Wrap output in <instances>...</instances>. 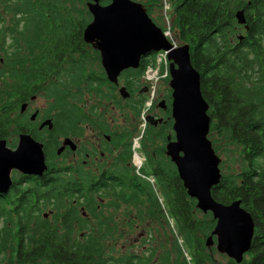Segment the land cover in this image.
Returning <instances> with one entry per match:
<instances>
[{"label": "trees", "instance_id": "obj_1", "mask_svg": "<svg viewBox=\"0 0 264 264\" xmlns=\"http://www.w3.org/2000/svg\"><path fill=\"white\" fill-rule=\"evenodd\" d=\"M140 2L162 27L152 17L153 11H161V0ZM168 2L172 39L189 45L191 63L200 74L201 93L209 104L208 138L213 146L220 139L239 147L242 167L222 173L211 194L224 204L239 199L252 216L254 232L242 261L227 258L225 264H264V0ZM85 3L0 0V138L11 130L14 134L30 132L42 140L19 112L21 102L37 91L50 99V133L75 134L78 98L85 88L98 91L97 86L107 81L103 73L90 67L99 58L83 39V29L91 20ZM240 9L244 24L236 19ZM88 72L95 78L85 77ZM168 80L169 76L166 83ZM144 101L131 104L136 119ZM164 120L157 127L145 123L139 141L145 162L139 174L131 162L132 142L126 146L128 197L115 183L106 196L95 195L91 181L72 178L82 174L79 169L72 171L61 162H48L41 176L13 175L9 191L0 194V264H146L151 252L145 257L132 252L116 256L117 249L108 238L120 231L118 222L102 206L114 210L124 204L136 206V214L124 217L125 224L133 227V220L146 218L143 210L152 208L150 203L155 206L151 216L158 213L165 223L171 219L188 251L189 262L175 264H213L205 239L215 219L196 207V200L187 194L175 165L165 155L167 136L173 138L174 133L172 118ZM151 144L154 155L146 150ZM56 145L45 142L44 147L54 152ZM120 170L126 167L121 165ZM99 197L105 198L101 207H97ZM45 210L50 211V218ZM167 256L164 253L160 262L169 264Z\"/></svg>", "mask_w": 264, "mask_h": 264}, {"label": "water", "instance_id": "obj_2", "mask_svg": "<svg viewBox=\"0 0 264 264\" xmlns=\"http://www.w3.org/2000/svg\"><path fill=\"white\" fill-rule=\"evenodd\" d=\"M91 20L83 29V39L99 51L101 65L108 80L117 83L119 73L128 67H136L141 57L166 50L169 59L171 90L170 117L174 133L167 136L165 153L175 165L187 194L196 200V207L210 212L215 219L205 246L213 244L217 251L239 263L250 249L254 222L239 199L224 204L215 200L211 189L221 177V158L208 138L211 118L209 104L200 87V74L191 63L189 45L174 43L166 37L147 13L146 7L136 0H86ZM237 22L245 23L243 10L236 12ZM245 28H247L245 26ZM122 97L128 92L119 89ZM26 103H22L20 111ZM52 128L50 119L40 127ZM75 148L70 138L63 145ZM47 169L43 143L31 134L21 132L15 147H10L5 138H0V194L9 191L12 171L26 175L41 176ZM46 215V214H45Z\"/></svg>", "mask_w": 264, "mask_h": 264}, {"label": "flooded vegetation", "instance_id": "obj_3", "mask_svg": "<svg viewBox=\"0 0 264 264\" xmlns=\"http://www.w3.org/2000/svg\"><path fill=\"white\" fill-rule=\"evenodd\" d=\"M89 47L94 56L97 51L99 58V61L96 62L94 67L95 72L99 70V73H103L107 81L102 83L101 89L99 88L100 90L98 91L92 87L89 89L85 88L84 98L88 100V103L92 104L79 103L83 98L82 96L78 98L79 109L77 111L75 134L64 135L56 132L51 134L52 128L49 129L47 125L40 127L41 123L47 119L51 120L53 126V117L52 112H41L38 108H34L32 112L29 113L31 110L30 104L37 95L36 93H31L27 96V100L21 102V104L26 103V106L23 110H19V112L25 117V122L31 128L37 129L39 132L38 136L42 140L35 138L30 132L20 131L19 133H29L36 140L43 143L46 165H48V162H53L55 164L61 162L63 165L70 166L72 171L79 169L78 172L82 174L72 175V178L91 181L90 188L95 190V195L101 194L106 196L110 184L115 183L117 186L123 188L126 192V197H128L130 189L128 179L130 176L127 170L130 168V161L126 146H128L129 142V122L136 120L134 116L135 112L133 113L134 109L132 110L130 107L132 103L133 105L138 104L141 99H145V105L148 98L147 93L150 83L145 77V72L147 70L145 60L147 56L141 57L136 67L123 69L118 75L117 83H112L108 80L101 65L99 51L94 49L90 44ZM84 75L90 78V75H92L93 79L95 78L93 72H88ZM93 84H95V82ZM121 87L126 88L128 92L126 97L120 95L119 89ZM153 96L150 104L142 115V119L148 125L157 127L165 121V118L170 117L171 90H167L164 97H160L158 93L155 98ZM158 97L162 100L159 101ZM153 99H155L157 103H155ZM99 101H103V105L109 108L111 112L110 115L108 113L104 114V107H100L101 104H99ZM100 111L102 115L99 113ZM103 114L105 115V119L103 118ZM121 115L123 116L121 118V124L120 126H116V118H119ZM126 125H128L127 128ZM65 138H70L74 142L75 148L72 149L70 145H65L64 148L58 152ZM45 142H57L54 152L52 150L49 152V149L44 147ZM123 145L125 146L123 147ZM150 154L154 155V151H151ZM121 165L126 167V170L123 172L120 170ZM12 172L17 175H26L17 171ZM88 187L89 184H86L85 188ZM99 198L97 207H101L100 205L105 203L104 197ZM87 202L88 201L85 200L84 203L86 204ZM151 206H153L152 203H150V207ZM103 208L104 206H102V211H104ZM111 209L118 212L120 207H117L115 210L111 207Z\"/></svg>", "mask_w": 264, "mask_h": 264}, {"label": "rangeland", "instance_id": "obj_4", "mask_svg": "<svg viewBox=\"0 0 264 264\" xmlns=\"http://www.w3.org/2000/svg\"><path fill=\"white\" fill-rule=\"evenodd\" d=\"M138 2L144 1V0H136ZM162 8L160 10H155L152 13V17L156 19L158 23L162 25L159 26L160 28H166V27H172L171 22V16L169 14V2L168 0H161ZM162 14V19H160L159 14ZM151 17V16H150ZM172 32V31H171ZM169 32L168 36H172V33ZM167 37V36H166ZM88 50H90L89 47H87ZM156 54L158 52H155ZM1 56V54H0ZM96 62H92L90 65L91 68L95 67ZM99 73V70L97 71ZM166 77H163L162 79H159L155 84V92H154V98L156 97L157 93L160 94V97H164L165 92L167 90H170L168 86V81L166 83L165 81ZM101 85H98L97 87H101ZM101 89V88H100ZM150 90H151V84L148 89L147 96H150ZM36 96L33 98L31 104H30V112L34 108H38L41 112H52L49 109L50 106V99L44 96V93L41 91L36 92ZM159 98V101L162 99ZM82 100L79 103L82 104H92L88 103V100L84 98V92L82 94ZM155 103L157 101L153 99ZM78 102V100H77ZM99 104L103 105V101H99ZM100 107H104V114L108 113L110 115V110L107 106L103 105ZM102 115V112H99ZM114 113V112H113ZM103 114V118L105 119V115ZM123 116L121 115L119 118H116V126H120L121 124V118ZM129 141H131V145L134 144V142H137L138 149L140 150V139L141 134L144 131L145 122L142 119V115L135 121L129 122ZM128 125H126L127 128ZM127 130V129H126ZM131 134V135H130ZM7 141L8 146L14 147V145L17 143V134H14L13 131L9 130L8 136L4 137ZM13 146H12V144ZM215 149V152L219 155L221 158V162L219 164L220 172L222 173H229L233 172L234 170H238L240 167H242V161L240 158V152L239 147L236 145H232L228 141H221L218 140V143L216 142L215 146H213ZM155 149L154 145H147L146 150L147 151H153ZM141 158L144 157V151L141 150L139 152ZM145 161L143 160V163ZM17 175L14 172H12V176ZM148 180L151 183H154V180L151 177H148ZM159 202L161 199H158ZM145 206H143L144 208ZM152 208H144V213H146V218L144 220H140L137 218L133 221V227H129L125 224V216L128 214H136L138 211V208L136 206H129V205H121L120 210L118 212H115L111 209L109 206H105L104 212L106 215L111 214L112 220L118 222V228L117 230H120L122 234H118V232H114V234L108 238L109 241H111L112 245L117 249L115 252L118 254L122 253H138L143 255L144 257L147 256L150 252L151 255L147 260L146 264H165L166 261L160 262L161 257L164 256V253H168V260L169 264H173L172 262L175 261L176 263L182 261V262H189V254L188 251L183 243L182 238L178 235L176 232V229L173 225V222L171 219L167 218L168 222H163L161 220V217L157 213L156 217H152V211L155 206H151ZM46 217H49L48 212L45 210ZM50 218V217H49ZM131 220H129L130 222ZM152 249V250H151ZM207 249L211 252L212 258L214 259L213 264H225L227 262L228 256L226 254H221L217 251L215 244H213L210 248L207 247ZM151 250V251H150ZM5 264V263H1Z\"/></svg>", "mask_w": 264, "mask_h": 264}, {"label": "built area", "instance_id": "obj_5", "mask_svg": "<svg viewBox=\"0 0 264 264\" xmlns=\"http://www.w3.org/2000/svg\"><path fill=\"white\" fill-rule=\"evenodd\" d=\"M166 34H169V31H166ZM168 75V59H167V52L160 50L158 53L154 54L153 56L149 57L147 70L145 72V77L151 84V97L153 96L155 84L159 79H162L163 77H166ZM149 104V101L147 102ZM138 144L137 142H134L132 144V159L133 163L136 167V170L138 171L144 157L141 158L138 150Z\"/></svg>", "mask_w": 264, "mask_h": 264}]
</instances>
